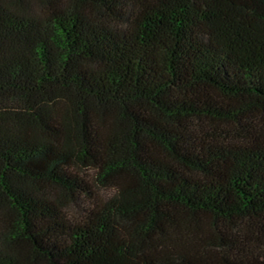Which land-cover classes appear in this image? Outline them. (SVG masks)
Segmentation results:
<instances>
[{
	"label": "trees",
	"instance_id": "trees-1",
	"mask_svg": "<svg viewBox=\"0 0 264 264\" xmlns=\"http://www.w3.org/2000/svg\"><path fill=\"white\" fill-rule=\"evenodd\" d=\"M0 264H264V0H0Z\"/></svg>",
	"mask_w": 264,
	"mask_h": 264
},
{
	"label": "rangeland",
	"instance_id": "rangeland-1",
	"mask_svg": "<svg viewBox=\"0 0 264 264\" xmlns=\"http://www.w3.org/2000/svg\"><path fill=\"white\" fill-rule=\"evenodd\" d=\"M90 175L91 173L90 171H86V175ZM98 192V196L101 199H107L108 197H111L112 194L114 193L113 189H97ZM88 207V200H86L85 203H79L77 205H71L67 208V211L69 212V214L73 217H78L80 218L82 216V208H87ZM222 233V235L224 234H228L229 232L225 229H223L222 227L219 229H214L213 227H209L206 228L204 231V241H206V243L212 244L213 241H217L219 240V236ZM223 239V238H222Z\"/></svg>",
	"mask_w": 264,
	"mask_h": 264
}]
</instances>
